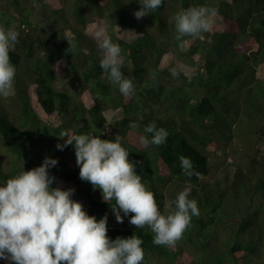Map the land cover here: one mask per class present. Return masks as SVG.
Returning a JSON list of instances; mask_svg holds the SVG:
<instances>
[{"label": "trees", "instance_id": "1", "mask_svg": "<svg viewBox=\"0 0 264 264\" xmlns=\"http://www.w3.org/2000/svg\"><path fill=\"white\" fill-rule=\"evenodd\" d=\"M29 1L30 6L0 0V26L18 23L20 35L19 48L10 50L14 92L0 97V147L13 164L7 173L0 159V182L51 157L58 160L49 170L56 178L51 186L75 189L72 199L97 220L107 215L111 240L140 238L142 264H264V154L261 161L250 157L243 175L214 185L206 181L211 154L222 144L227 153L237 138L241 101L263 114L264 0H163L141 19L134 15L141 7L137 0H66L70 13L63 0ZM190 6L215 8L213 28L201 38L178 41L169 20ZM90 21L104 26L120 46L121 71L132 80L133 95L123 96L102 78L100 52L87 33ZM171 67L179 70L178 77ZM59 78L77 83L78 91L58 89ZM246 115L252 127V114ZM152 122L168 136L162 145L144 147L139 138L151 140L144 128ZM63 131L109 140L120 135L162 214L173 210L178 193L190 186L189 199L197 202L199 215L175 247L154 244L147 226L130 224L131 214L121 212L123 224H113L115 201L97 198L100 189L80 179L72 145L57 148L67 139L58 138ZM180 156L191 160L198 177L184 174ZM0 264L10 261L0 259Z\"/></svg>", "mask_w": 264, "mask_h": 264}, {"label": "clouds", "instance_id": "2", "mask_svg": "<svg viewBox=\"0 0 264 264\" xmlns=\"http://www.w3.org/2000/svg\"><path fill=\"white\" fill-rule=\"evenodd\" d=\"M141 5L134 13L141 19L162 6L163 0H137ZM216 9L206 6H190L174 14L169 23L174 25L175 39L201 38L202 33L213 28ZM87 33L92 35L100 52L102 78L118 86L125 97L135 92L133 82L125 78L121 67V48L113 43L104 26L91 25ZM15 27L0 26V97L8 98L14 92L16 68L10 59L19 40ZM71 47V45H70ZM175 78L176 67L169 69ZM155 80V72L151 73ZM129 127L135 129L136 123ZM139 142L144 147L162 145L168 132L157 128L155 122L145 126ZM57 144L59 150L69 145L75 149L79 177L100 189L105 202L115 201L112 211L117 222L131 214L130 224L137 228L147 226L154 234L153 243L175 247L182 239L193 216L199 215L197 202L189 199L191 188L186 186L178 193L173 210L162 214L154 192L150 191L129 160V152L122 146V137L101 139L92 133L71 134L63 131ZM184 174L199 176L191 160L178 157ZM58 160L46 157L41 166L31 170L23 168L14 178L0 186V259L10 264H142L144 250L142 240L136 235L129 238L108 237L105 215L100 220L90 216L81 202L72 199L75 189L52 187L55 181L49 168Z\"/></svg>", "mask_w": 264, "mask_h": 264}, {"label": "rangeland", "instance_id": "3", "mask_svg": "<svg viewBox=\"0 0 264 264\" xmlns=\"http://www.w3.org/2000/svg\"><path fill=\"white\" fill-rule=\"evenodd\" d=\"M25 4L30 6L29 0H23ZM4 1H2L3 3ZM66 8L65 11L70 13V9L68 8L70 5L68 1L63 0L62 5ZM36 7L38 4H35ZM39 8V6L37 7ZM95 22V21H94ZM93 21H90L89 25L96 24ZM15 27V30L18 31V23H13L11 27ZM91 27V26H90ZM89 27V28H90ZM18 44L15 48H19L20 43V35L18 37ZM77 84V83H76ZM75 82H72L68 78H59L57 81V88L64 90L70 89L72 91H78ZM243 114L241 116V121L235 127L237 138L233 142H231L229 147L227 148V153L223 151V144L220 149L217 150L215 154H211L212 161V174L209 178H206V181L210 183V185H214L217 181L223 182V179L227 177L230 178L235 174L243 175L247 172L248 169V160L250 157H254L256 160L261 161L263 159L264 154V109L263 114L255 112L253 108H250L241 101ZM264 105V102H262ZM264 108V106H263ZM247 112V113H246ZM252 114V118L254 119V125L252 127H248V122L250 118L246 114ZM260 127V133H256ZM228 154V157L226 155ZM0 159L4 166L5 172L9 173L12 170L13 164L9 162L7 158V154L5 153L3 147H0ZM24 164H21V166ZM27 167V166H23ZM50 170V168H49ZM231 176V177H230ZM4 182H0V186H2ZM169 196H172V189L167 191ZM102 196L101 190L98 192V197ZM84 206V205H83ZM125 216V215H123ZM126 217V216H125ZM113 224L120 226L123 223L117 222L116 218L113 220Z\"/></svg>", "mask_w": 264, "mask_h": 264}]
</instances>
